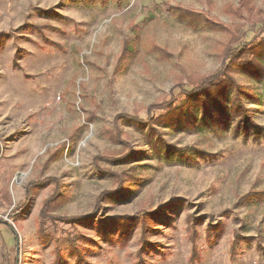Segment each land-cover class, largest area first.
I'll return each mask as SVG.
<instances>
[{"label": "rangeland", "instance_id": "1", "mask_svg": "<svg viewBox=\"0 0 264 264\" xmlns=\"http://www.w3.org/2000/svg\"><path fill=\"white\" fill-rule=\"evenodd\" d=\"M123 3L119 10L114 2L0 0V264H264V198L240 200L264 191V140L184 122L158 125L168 143L208 154L190 166L157 158L128 120L118 122L121 142L108 133L119 114L144 117L179 76L218 69L232 34L245 39L248 30L259 31L257 23L264 26V0L241 16L238 0ZM172 5L204 11L227 30L193 29ZM132 20L142 40L133 38L134 53L124 58L123 34ZM259 35L251 31L246 39ZM151 42L165 57L148 52ZM236 77L256 85L261 102L246 104L264 125L262 83ZM103 191L109 194L99 200ZM56 194L45 211L56 219L42 223L52 238L43 242L40 211ZM141 211L148 213L144 230L135 216ZM93 212L136 217L127 244H119L115 228L114 241L105 236L96 220H69ZM236 234L247 240L231 252ZM190 256L200 260L190 263Z\"/></svg>", "mask_w": 264, "mask_h": 264}, {"label": "trees", "instance_id": "2", "mask_svg": "<svg viewBox=\"0 0 264 264\" xmlns=\"http://www.w3.org/2000/svg\"><path fill=\"white\" fill-rule=\"evenodd\" d=\"M85 1L92 4L100 3L101 6H106L111 0ZM112 1L117 4L119 10H122L124 7L123 0ZM253 1L254 0H238V3L235 4L236 14L241 16L243 11L251 12L250 8H253ZM32 8L40 11V13H54L57 17H62L52 8L43 9L36 6H32ZM170 8L176 12L179 19L193 29H215L219 27L220 29L227 30L218 22H215L213 18L208 16L204 11L182 7L181 5H172ZM231 10L232 1L228 4L226 11L230 12ZM259 21L261 20H254L256 23ZM261 23H264V21ZM257 24L255 26L259 31L250 29L257 34L255 39L260 36L259 34H264V26L261 27ZM129 28L130 30L123 34V51L121 55L124 58H127L134 53V48L131 45L133 38H135L136 41L142 40V35L138 31L139 27L134 21L130 23ZM250 30H248L245 39H243L244 36L238 38L232 34V36L228 38L227 43H224L225 45L223 44L221 63L218 69L204 75L190 74L184 79H181L179 76L168 95L164 97L165 99L163 98V100L155 101L148 105L144 117L136 114L117 115V122H115L114 126L116 130H113V133L108 131L110 135L112 134L110 139L121 142L122 139L117 129L118 122L120 120H128V122H132L134 126L140 128L143 139L149 148L153 150L157 158L165 160L166 162H170L175 158L178 161L182 160L190 166H193L197 162L198 155L204 156L207 153L202 149L192 147L180 149L177 145L168 143L160 135L157 128L158 125L166 124L170 126H178L182 125V122H184V124H187L193 130H199L201 126H207L217 134H222L224 130L230 129L232 130V135L235 137L241 135L246 139L251 138L254 141L259 140L262 142L264 140V125L255 121L250 114V108H247L246 104V101L254 103L261 102V95L257 91L256 85L241 83L236 77V73H239L246 76L251 81L262 83L264 90V35L262 38L251 42L254 37L246 39L247 36L250 35ZM147 50L148 52H158L160 57H165L162 56L161 53L163 50H161V48H159L154 42H151L150 46L147 45ZM30 186L31 185L27 188V199H29L31 194ZM105 194L109 193L103 191L99 200H101ZM261 196L264 198V191L252 190L250 193L240 196V200L251 201ZM57 197L58 194L52 195L48 198L40 211L37 232L43 242H48L52 238L49 233H46L45 228L47 226L45 227L43 222L47 217L51 218L52 221L53 219H56L55 217L47 216L45 211L47 209L49 210L50 202L54 201ZM147 214L146 211H141L138 215H135L140 217V221H136L141 227H143V230L145 229L143 222L146 220L148 221ZM134 218L136 217H116V215L110 217H96L95 212H93L88 215L71 217L69 220H82L90 222V224H93L96 220V226L112 241H114V239L110 237L111 235L109 234V231L111 228H115L117 229V239L119 244L125 245L131 237L132 230L134 229L136 223ZM5 225H7L11 234H16L11 225ZM243 240H247V237H242L239 234L232 236L231 252L236 248H241ZM69 243L72 246L73 254L83 259L82 253L78 250L76 243L72 240H69ZM199 260L200 258L195 259V257H189L190 263ZM140 263L141 262L138 259L133 261V264Z\"/></svg>", "mask_w": 264, "mask_h": 264}, {"label": "crops", "instance_id": "3", "mask_svg": "<svg viewBox=\"0 0 264 264\" xmlns=\"http://www.w3.org/2000/svg\"><path fill=\"white\" fill-rule=\"evenodd\" d=\"M110 2H113V1L111 0ZM110 2H108V3L106 4V6H107ZM128 2H129V1H128ZM128 2H127V3H128ZM114 3H115V2H114ZM125 3H126V2H125ZM116 5H117V4H116ZM123 5H126V4L123 3ZM103 7H105V6H103ZM124 8H125V6H124L122 9H124ZM132 21H133V20H132ZM132 21H131V22H132ZM134 22H135V21H134ZM126 31H128V30H126Z\"/></svg>", "mask_w": 264, "mask_h": 264}]
</instances>
